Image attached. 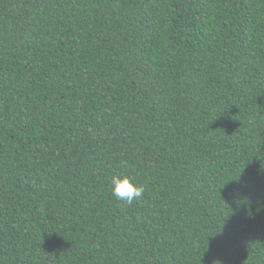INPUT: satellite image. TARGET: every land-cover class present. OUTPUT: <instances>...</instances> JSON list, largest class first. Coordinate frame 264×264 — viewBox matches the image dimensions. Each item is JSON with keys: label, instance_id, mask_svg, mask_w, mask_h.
<instances>
[{"label": "trees", "instance_id": "trees-1", "mask_svg": "<svg viewBox=\"0 0 264 264\" xmlns=\"http://www.w3.org/2000/svg\"><path fill=\"white\" fill-rule=\"evenodd\" d=\"M215 261L264 264V0H0V264Z\"/></svg>", "mask_w": 264, "mask_h": 264}, {"label": "clouds", "instance_id": "clouds-1", "mask_svg": "<svg viewBox=\"0 0 264 264\" xmlns=\"http://www.w3.org/2000/svg\"><path fill=\"white\" fill-rule=\"evenodd\" d=\"M110 189L112 195L126 205L141 200L146 191L144 185L138 184L132 178L119 173L112 175ZM213 264H219V262L215 261Z\"/></svg>", "mask_w": 264, "mask_h": 264}]
</instances>
